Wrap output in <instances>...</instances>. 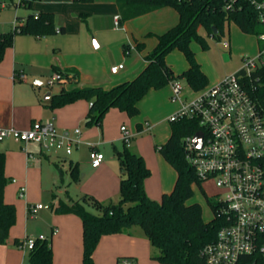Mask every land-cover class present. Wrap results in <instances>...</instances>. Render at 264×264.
<instances>
[{
    "label": "crops",
    "instance_id": "obj_1",
    "mask_svg": "<svg viewBox=\"0 0 264 264\" xmlns=\"http://www.w3.org/2000/svg\"><path fill=\"white\" fill-rule=\"evenodd\" d=\"M29 10L30 13L17 14L16 18L20 16L24 19L31 13L49 12L53 14L55 28L63 30L43 36L15 35L13 46L7 49L0 62V126L25 129L35 120L54 119L60 129L79 127V143H87L97 137L95 146L103 152L102 146H114L117 140L122 139L121 126L125 125L133 134L130 149L142 155L151 170L145 180L146 193L155 200H160L164 193H170L175 186L177 171L160 154L157 146L167 141L171 125L167 138L159 141L156 132L152 140L148 136L144 137L158 123L149 121V117L153 121L156 118L152 110L144 106L149 97L155 96L152 94L156 89H150L139 101L138 115L132 117L112 107L106 112L101 126L85 124L90 108V102L85 99L57 108H51L49 103L52 95L62 89L93 85L110 88L133 79L146 66L145 55L157 44V34L165 32L179 21L178 11L172 6L160 7L126 20L120 27L114 22V16L119 14L115 0H35ZM110 17L113 25L106 21ZM92 36L96 41H92ZM228 42L229 46L226 47L231 48V39ZM138 43H143L142 49L137 47ZM193 43L197 42L191 43L192 49ZM176 50L181 52L178 49L172 50L166 56V61L177 74L187 69L189 64L181 52L187 63L175 68L170 57ZM195 54L209 77L208 86L224 77L205 68ZM118 63L124 66L112 72L111 66ZM55 66L61 70L73 68L75 71L70 76L66 75L68 82L58 83L57 88L44 93L41 77H51L56 72ZM21 72L27 75L26 80L18 78ZM170 85H167L169 90ZM196 92L187 83L180 98L169 104L166 119L169 120L170 115L178 111L183 102L192 100ZM146 122L149 126H146ZM79 143L70 154L61 151L64 154L61 156V152L45 151L37 144L33 147L35 143L32 142L25 146L12 138L0 141V151L6 155L5 174L9 178L4 198L16 206V223L10 229L6 242L0 244V264H20L25 254L16 239H23L33 233L47 235L53 250L54 264H78L82 261V219L75 213H62L56 208L77 201L85 202L86 206L94 200L104 204L118 202L121 170L114 151L105 154L104 160L97 167L91 165L89 154L88 159L79 158L75 154ZM74 166L79 173L77 180L72 177ZM21 187H25L24 195H20ZM45 192L51 194L49 204L45 205L47 207L39 209L35 215L29 214L28 205L37 204ZM137 226L124 232L103 235L94 251L95 263L117 264L119 257L130 256L142 264H165L155 256L151 258L153 245Z\"/></svg>",
    "mask_w": 264,
    "mask_h": 264
},
{
    "label": "trees",
    "instance_id": "obj_2",
    "mask_svg": "<svg viewBox=\"0 0 264 264\" xmlns=\"http://www.w3.org/2000/svg\"><path fill=\"white\" fill-rule=\"evenodd\" d=\"M13 1V0H12ZM35 0H21L19 5L32 9ZM93 1V0H84ZM120 15V22L139 16L154 9L172 6L179 13V21L165 32L157 34L158 42L145 55L146 66L133 79L123 81L110 88L100 85L62 89L52 95L49 106L57 108L79 99L90 102L86 116L87 126H101L106 112L116 107L129 116L140 112L138 103L150 89H161L169 83L184 79L194 91L209 85V77L202 69L191 47L197 42L203 49L209 44L205 35L199 31L203 27L207 35L220 36L226 25L234 22L243 32L257 35L263 31L258 12L250 0H235L232 9H225L228 0H115ZM15 6L18 4L14 3ZM12 30L0 31V62L8 48L13 46L15 35L30 34L43 36L62 31L54 26V17L49 12L20 16ZM216 28V30L214 29ZM137 47L142 49L143 43ZM180 50L189 67L175 73L166 61L172 50ZM54 69L70 76L75 69ZM258 77V80L254 79ZM255 80V81H254ZM255 83V84H254ZM250 94L264 108V65L247 80ZM140 128V124L138 125ZM198 121L191 117H182L171 121V134L167 141L157 146L160 154L175 168L177 179L170 193H164L160 200L152 199L145 189V180L151 170L144 157L135 153L123 141V148L113 146L121 170L120 199L116 203L104 204L94 200L93 205L100 214L91 211L85 202L77 201L72 205L61 204L56 210L62 213L72 212L80 216L83 227V255L78 264H96L94 251L103 235L124 232L132 226H140L151 244L158 248L159 254L154 258L165 264H207L201 254L204 246L217 238L219 229L226 223L221 213L222 204L214 198L207 197L213 211L210 220L203 218L200 202L188 200L194 195L195 185L201 181L195 169L186 158L183 138L200 129ZM6 155L0 151V243H5L10 229L16 223V206L6 202L5 187L9 178L5 174ZM73 180L79 178L77 167L72 168ZM85 200V199H84ZM21 239H16L19 244ZM28 259L32 264H54L51 242L46 239L36 240L29 251ZM264 264L260 254L243 255L237 264Z\"/></svg>",
    "mask_w": 264,
    "mask_h": 264
},
{
    "label": "built area",
    "instance_id": "obj_3",
    "mask_svg": "<svg viewBox=\"0 0 264 264\" xmlns=\"http://www.w3.org/2000/svg\"><path fill=\"white\" fill-rule=\"evenodd\" d=\"M183 1V0H179ZM258 12L264 26V0H250ZM20 4L21 0H13ZM235 0H228L225 9H232ZM17 22V20H16ZM116 26H120V15L114 16ZM259 46L253 56L243 57V66L225 75L217 83L196 92V96L183 102L181 108L172 113L170 121L182 117L195 118L203 133L202 144L194 143L193 134L183 138L186 158L195 169L201 183L213 182L219 190L214 199L222 204L221 213L226 223L219 229L215 241L204 246L201 254L207 264H237L243 255L260 254L264 257V108L250 94L247 80L264 65V29L258 33ZM229 46L228 41H224ZM123 63L111 66L117 72ZM18 78L26 80L24 72ZM255 80L258 77L254 76ZM68 77L54 72L47 84L66 83ZM254 80V81H255ZM172 99L180 98L183 87L178 80L171 82ZM255 84V83H254ZM146 126H149L146 122ZM122 140L130 146L133 134L125 125L121 126ZM81 130L60 129L54 119L35 120L28 128L0 126V141L12 138L27 146L35 143L45 151L70 154L81 141ZM90 146V162L94 167L104 160V153L95 144ZM160 147V145H159ZM25 187L20 188L24 195ZM47 207L42 203L28 205V213ZM46 236H26L18 244L25 258L20 264H32L28 254L36 240ZM117 264H139L130 256H121Z\"/></svg>",
    "mask_w": 264,
    "mask_h": 264
},
{
    "label": "rangeland",
    "instance_id": "obj_4",
    "mask_svg": "<svg viewBox=\"0 0 264 264\" xmlns=\"http://www.w3.org/2000/svg\"><path fill=\"white\" fill-rule=\"evenodd\" d=\"M3 3L6 4L4 5L5 7H2ZM27 13H30V10L26 9L23 5L15 6L12 0H0V31L12 30L15 26L16 15H25ZM106 21L113 25L112 17L108 18ZM123 23L124 22L120 24V27ZM199 31L205 35L209 47L208 49H203L199 43H193V49L197 53V56L199 60H201V63H203V66L214 74L216 73L220 75L221 77L239 70L243 66L242 56H253V53L255 54L256 50H258L259 40L257 36L243 32L234 22H230L229 24H227L225 32L220 36L207 35L203 27H200ZM94 39L96 41V38L92 36L93 42ZM230 39L232 41L231 48L224 46V41H229ZM170 59H172V64H174L176 69L180 68L182 64L184 65L185 63H187L181 52L177 50L171 54ZM49 78L47 76L41 77V80L43 82L41 88L44 93L50 91L51 88L55 89L58 87V83H55L53 85H46V82ZM178 81L183 88L187 87L186 80L180 79ZM170 90L167 86L161 89L154 90V94L152 95L155 96H153V98L149 97L144 104L146 108H150L152 110L153 116H155L156 118L153 121V119L149 117V121L151 123H156V121L158 122L154 130H149L144 134V137L148 136L150 140H152L151 137H153L155 132L159 141L162 140V138H167L166 136H169L170 134L171 121L166 119V115L169 111V104L173 103V101H176L172 99V84L170 85ZM156 93L159 94L156 96ZM97 142L98 139L96 137L90 141H87V143L86 141L79 143V147L75 150V154L81 159H88V145L95 144ZM132 143L133 140L131 144ZM115 146L120 149L123 148V140H117ZM33 147H36V144H33ZM130 148L132 149V147ZM101 150L104 152V155L111 154L113 153V145L105 144L104 146H102ZM60 154L61 156L64 155L62 152ZM217 193H219V190L216 185L213 182L207 181L202 183L201 186L195 185L194 195L188 200V202H200L203 207V217L206 220H210L213 217V211L208 203L207 197L214 198ZM50 197L51 194H49V192H45L44 195L39 199L40 201H36V203L38 202L44 205H48L51 200ZM87 208L95 212L96 214L101 213L100 210L93 205V203L87 204ZM137 228L143 233V235H145L143 229L140 226H137ZM39 235L47 236L40 233H33L31 236L37 237ZM151 247L152 251L150 253V256L151 258H153L155 255L159 254V250L154 246ZM138 262L139 264H142L140 263V261Z\"/></svg>",
    "mask_w": 264,
    "mask_h": 264
},
{
    "label": "water",
    "instance_id": "obj_5",
    "mask_svg": "<svg viewBox=\"0 0 264 264\" xmlns=\"http://www.w3.org/2000/svg\"><path fill=\"white\" fill-rule=\"evenodd\" d=\"M214 29L216 30V28L214 27ZM48 96V94H47ZM202 137H203V133L201 131H197L196 134H195V137H194V143L195 145L197 146H201L202 144ZM255 264V263H253Z\"/></svg>",
    "mask_w": 264,
    "mask_h": 264
}]
</instances>
